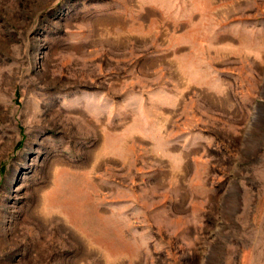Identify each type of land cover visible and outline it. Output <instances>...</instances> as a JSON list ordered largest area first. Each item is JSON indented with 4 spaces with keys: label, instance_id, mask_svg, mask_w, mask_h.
I'll return each mask as SVG.
<instances>
[{
    "label": "rangeland",
    "instance_id": "1",
    "mask_svg": "<svg viewBox=\"0 0 264 264\" xmlns=\"http://www.w3.org/2000/svg\"><path fill=\"white\" fill-rule=\"evenodd\" d=\"M0 264H264V0H0Z\"/></svg>",
    "mask_w": 264,
    "mask_h": 264
}]
</instances>
